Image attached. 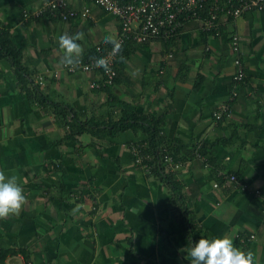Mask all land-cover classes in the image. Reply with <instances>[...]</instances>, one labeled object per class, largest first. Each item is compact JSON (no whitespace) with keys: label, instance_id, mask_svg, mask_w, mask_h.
<instances>
[{"label":"crops","instance_id":"0c3cea01","mask_svg":"<svg viewBox=\"0 0 264 264\" xmlns=\"http://www.w3.org/2000/svg\"><path fill=\"white\" fill-rule=\"evenodd\" d=\"M44 1L0 0V35L6 31L22 46L31 76L23 87L0 57V170L19 176L26 196L19 215L0 219V253L7 251L1 264H190L188 247L223 235L264 264V12L232 21L220 16L225 31L206 40L195 20L173 39L139 42L132 33L122 43L114 85L99 90L89 84L101 74L63 68L58 37L83 32L77 42L88 59L95 46L106 45V36H117L120 20L87 0L70 4L87 6L90 17L22 19V11ZM231 29L240 36L245 80L230 115L217 121L213 116L231 86ZM55 103L95 122L117 121L128 110L150 118L164 113L160 127L168 145L175 140L177 155L202 143L207 154L174 170L164 165L173 173L168 182L147 168L142 129L64 138L70 120L57 114ZM45 111L53 120L43 118ZM219 171L235 173L250 190L227 184Z\"/></svg>","mask_w":264,"mask_h":264},{"label":"built area","instance_id":"2783aa9c","mask_svg":"<svg viewBox=\"0 0 264 264\" xmlns=\"http://www.w3.org/2000/svg\"><path fill=\"white\" fill-rule=\"evenodd\" d=\"M76 1V0H75ZM85 1V0H84ZM93 4H96L108 13L113 14L120 20V27L117 36L115 37L122 45L124 39L133 33L134 38L137 41L145 40L148 37H154L156 35L171 36L175 34L182 25V21H186L190 18L199 20L204 30L216 32L220 29L222 23L219 22L218 11L223 12L226 17H239L242 13L251 11L252 8L259 10L264 9V0H87ZM69 0H47L44 1L41 7L34 10H24V16L39 17L43 12H54L58 10L60 12L59 19H69L70 17H77L78 13L81 17H90V10L87 6L83 5L81 9L68 10L67 13H63V9L66 8ZM236 3V4H235ZM198 11H206V15L203 17L198 15ZM134 30H136L134 32ZM135 33V34H134ZM231 47L230 53L235 57L233 58V72L232 78L240 80L243 78L242 65L244 64L239 55L241 54L240 36L237 32H234L230 36ZM107 47L103 48L102 45H97L96 50L99 56L92 60L81 62L77 67L63 68L69 72H91L95 69H102L104 74V80L102 82L91 81L90 88H101L105 85H111L116 76V70L114 68V60L117 52L113 51L111 44H106ZM110 47V49H108ZM98 58H106L109 62V70L105 71L103 68H97L94 66V60ZM231 96V95H230ZM228 97V98H232ZM215 117L220 118L222 111H227V116L230 115V108L227 104L221 105ZM134 152H138V147H133ZM196 157L204 159L198 150L194 151ZM171 157L165 155V162L170 161ZM178 165L169 163L170 169H175ZM221 175L224 182L232 183L234 187L246 191L250 190L247 183L243 182L240 177L235 173H217ZM259 190L254 191V195H259ZM1 264V262H0ZM27 264H31L28 262Z\"/></svg>","mask_w":264,"mask_h":264},{"label":"trees","instance_id":"16d2710c","mask_svg":"<svg viewBox=\"0 0 264 264\" xmlns=\"http://www.w3.org/2000/svg\"><path fill=\"white\" fill-rule=\"evenodd\" d=\"M72 1L73 0H69L66 8H64L62 10L63 13H67L68 10H72V9L76 10V11L79 10V9L73 7L72 4H70ZM251 11H263L264 12V9L263 10H259L257 8H252ZM197 14L201 15L203 17L204 15H206V11H202V12L198 11ZM218 14H219V17L220 16H224L223 12H221V11H218ZM243 14H245V13H242V15ZM21 15H22V19L23 20L41 18V17H44V16L52 18V19H57V20L60 18L59 17L60 12L58 10H56L54 12H48V10H46L39 17L29 16V17L26 18L24 16L23 11H22ZM78 16H79V13H78ZM71 18H75V17H70V19ZM227 19H228V21L229 20L232 21L235 18H233V17L231 18V17L228 16ZM189 20H195V19L190 18V19H188L186 21H189ZM195 21H197L199 23L201 37L204 40H206V38L208 36H211V35L219 36L220 33L225 31L224 28H222V25H221L220 29H218L216 32L207 31V30L203 29L202 24H201V22L199 20H195ZM182 22L183 23H182L181 27L178 30H180L182 28V26L184 25V23H185L184 21H182ZM119 27H120V25H119ZM234 32H236L235 29H231L230 31H228V34H229V49L231 47L230 36L232 34H234ZM177 33H178V31L171 38L172 39L175 38L178 35ZM158 37H162V35L160 34V36H158ZM102 47L105 48V47H107V45H102ZM95 48H96V46L90 52L91 55H88V56H90V58H88V59H82L81 58V62L89 61V60H92L95 57L99 56V53L97 52V50ZM22 49H23L22 46L18 47V48L16 46H14L11 43V41L9 40L7 32L6 31H2V35H0V57H2V56L6 57L10 61V63L13 66V69L15 71L17 81L24 87V85H26L29 82V80H31V76H30V74L28 72L27 66H25V63H23V60H22ZM108 49H110V47ZM120 51H121V49L117 52L115 60H114L115 62H114V65H113L115 70H116V76H117V64H118V61H119ZM240 53H241V51H240ZM230 55L232 56V60H233V58L235 56L232 53H230ZM239 59H241L243 61V58H242L241 54L239 55ZM242 70H243L244 76L239 81L234 79V78H232V76H231V86H230L229 94L227 96L226 101L223 102L224 105L227 104L229 108L231 107V105H230L231 102L234 101V99L238 96V88L244 83V80H245V65L244 64L242 65ZM78 72H79V70H78ZM91 72H97V73L101 74L102 80H95L96 82H102L103 81L104 74H103V70L102 69H95V70H92ZM91 72H88V73H91ZM73 73H75V72H73ZM116 76H115V79H114V81H113V83L111 85L102 86L101 88H99V90L100 89L103 90V89L111 88L114 85L115 81H116ZM200 80H201V77H199L196 80V82L194 83V85H193V89L194 90H197L199 88V86L201 84ZM91 89H95V88H91ZM33 90H34V96H36L38 99H40L43 96V94L38 90V87L36 85L34 86ZM230 95L233 96V97L232 98H228V97H231ZM40 101H42V100H40ZM53 108L57 112V114H60V115H62L64 117H67V116L70 117V119H69L70 120L69 121L70 129H69V131L67 133V136L64 137V138H69V136L71 138L72 136H74L76 134H81L83 132L95 133V130L100 132V134H99L100 136L105 137V136H115L119 132H121L123 130H126L128 128H133V129H136V130L137 129H142L147 135L146 136V140H147L146 145L147 146L144 145V143H142L141 146H145L144 153H145V155L147 153L148 162L151 163L150 166L147 165V168L150 169L151 173L155 172L158 175L160 174L161 178H164L168 182L172 181L171 176H172L173 173L171 174V173L167 172L166 168H164V165H167V167H168V164L172 163V164L180 166L181 162H183L187 158H189L191 156H195L196 157V154H194L193 150L191 151V153H188L187 156L186 155H181V156L177 155V152H174V150H173V149H175L177 147V144L174 143L175 140H174V142H172L171 146L167 144L169 141H166V137L164 136L163 131L161 130V127H160L162 125V123H163L164 113L162 115H160V116L151 117L150 118V117H145L143 114H139L136 111L128 110L117 121L110 122L108 120H105V122H95L94 120L92 121L90 119L81 120L80 117L75 112V110L72 107L68 106V105L61 104V103H55L53 105ZM227 113H228L227 111H222L220 118H216L215 116H213V118L215 120H217V121H220V120L223 121L226 117H228L226 115ZM102 123L103 124H108L109 127H106V129H109L108 131L101 129L102 125H100V124H102ZM195 145L196 144H194V146ZM197 145H199L200 148L199 147H198V149L194 148V151L198 150L200 152V154H202V155L205 154L206 155L207 153H205L203 151V150H206L205 144L202 143V144H197ZM147 155H146V157H147ZM165 155L170 156L171 160L165 162V160H164ZM172 186H173V189L175 188L174 190L176 191V185L174 183H172ZM6 252L5 253H3V252L0 253V262H1V258L5 256ZM25 256H27V255H25Z\"/></svg>","mask_w":264,"mask_h":264},{"label":"clouds","instance_id":"9594fccd","mask_svg":"<svg viewBox=\"0 0 264 264\" xmlns=\"http://www.w3.org/2000/svg\"><path fill=\"white\" fill-rule=\"evenodd\" d=\"M83 38V32H77L74 35L64 33L58 37V45L63 52L60 60L62 65L75 68L81 63L83 49L77 41ZM104 43L111 44L114 52L122 48L121 43L113 36H106ZM94 66L103 68L105 71L109 70V62L106 58L95 59ZM22 183L21 178L16 174L6 175L0 170V219L20 214L26 203ZM78 210L79 206L73 211ZM186 251L190 264H256L254 252L235 246L228 235L214 238L201 237Z\"/></svg>","mask_w":264,"mask_h":264},{"label":"rangeland","instance_id":"374dc122","mask_svg":"<svg viewBox=\"0 0 264 264\" xmlns=\"http://www.w3.org/2000/svg\"><path fill=\"white\" fill-rule=\"evenodd\" d=\"M42 117H43V115H42ZM53 117H54V115H52V113H49L48 111L47 112L45 111V114H44V117L43 118L50 121ZM58 118H59V121H61L62 123L64 122V118L62 116L61 117H58ZM65 119L68 121L69 120V117L67 116Z\"/></svg>","mask_w":264,"mask_h":264}]
</instances>
